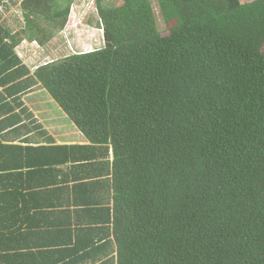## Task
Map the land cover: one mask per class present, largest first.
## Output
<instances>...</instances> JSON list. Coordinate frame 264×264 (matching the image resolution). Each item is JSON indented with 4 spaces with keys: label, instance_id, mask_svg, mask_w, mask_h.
I'll return each instance as SVG.
<instances>
[{
    "label": "trees",
    "instance_id": "obj_1",
    "mask_svg": "<svg viewBox=\"0 0 264 264\" xmlns=\"http://www.w3.org/2000/svg\"><path fill=\"white\" fill-rule=\"evenodd\" d=\"M73 2L24 0V37ZM95 2L105 46L34 73L0 24V264H264V0H158L167 34L152 0ZM37 86L89 144L7 142Z\"/></svg>",
    "mask_w": 264,
    "mask_h": 264
},
{
    "label": "crops",
    "instance_id": "obj_2",
    "mask_svg": "<svg viewBox=\"0 0 264 264\" xmlns=\"http://www.w3.org/2000/svg\"><path fill=\"white\" fill-rule=\"evenodd\" d=\"M23 1L24 0H2L0 2L1 10H4L3 8L5 6L6 12H9L11 16L10 18L4 17L3 20L0 21V24L9 29L14 36L17 35L18 39L23 36L22 39H20V43L14 50L22 63L26 65L32 73H34L41 65L57 59L53 57L54 53L52 45L59 39V33L56 35L58 37L55 36L45 45H41L36 40L31 41L30 39L24 37L25 35L22 33V30L25 27V15L22 8ZM75 1L76 0H74L73 4ZM15 9L16 11H14ZM71 9L72 12H70V18L74 12L73 7H71ZM1 14L2 12H0V16ZM68 26V28H71L70 23ZM68 31L70 32L72 30ZM40 99H46L47 102L52 104L45 108L44 105L41 104L42 101ZM23 100V106L25 107L22 106V108H17V111L21 112V120L23 124L21 123V125H17V130H14L16 129L14 128L11 129L12 131L5 133V139L7 142L32 145L36 147L46 144H89V140L84 133L70 119L69 115L58 105L45 88L41 86L35 87L24 95ZM24 108L25 110L23 111ZM70 166L71 165L69 164L56 167L58 170H62V172H58L55 176L57 178L55 179L57 181L55 186L61 187L58 189L60 192H55L54 194L44 198V201L50 199L52 203L60 204L56 205L57 208L64 211H66L70 206H73L71 209L75 208L72 201L75 197L73 190L76 181L72 179L74 174L70 171ZM50 178L54 179L53 176H50ZM50 178H37L34 182H47ZM102 193L103 190L101 191V194Z\"/></svg>",
    "mask_w": 264,
    "mask_h": 264
},
{
    "label": "rangeland",
    "instance_id": "obj_3",
    "mask_svg": "<svg viewBox=\"0 0 264 264\" xmlns=\"http://www.w3.org/2000/svg\"><path fill=\"white\" fill-rule=\"evenodd\" d=\"M115 1L116 0H105L104 5L111 6ZM152 2L157 15L158 28L164 34H167V25L161 14L158 0H152ZM72 7L74 12L72 17H69L68 23L65 27L66 30L64 29L59 35L57 34L59 39L52 45L54 58H61L75 53L94 51L105 46L103 24L95 0H76L75 3L72 4ZM3 9L4 10H1L0 8V12H2L0 21L3 20L4 17L10 18L11 16L9 12H6L5 6ZM14 11H16V9ZM69 23L71 28H68ZM68 30L72 31L69 32ZM40 100L45 108L52 104L47 102L46 99Z\"/></svg>",
    "mask_w": 264,
    "mask_h": 264
}]
</instances>
